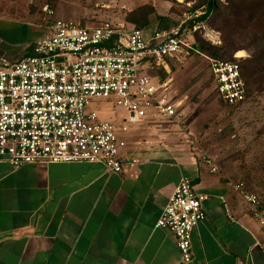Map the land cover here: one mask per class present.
<instances>
[{"label":"built area","instance_id":"2783aa9c","mask_svg":"<svg viewBox=\"0 0 264 264\" xmlns=\"http://www.w3.org/2000/svg\"><path fill=\"white\" fill-rule=\"evenodd\" d=\"M44 11L51 14L47 7ZM185 22L169 31L155 28L146 36L110 22L79 27L56 20L34 42L32 54L12 64L0 61V162L15 170L38 164L99 165L106 176L139 166L125 135L131 127L177 125L184 115L182 103L169 95L168 79L152 73L168 72V61L182 54L206 59L226 109L243 105L246 85L239 65L198 53L181 33ZM230 186L264 230L257 197L241 182ZM203 199L191 179L182 176L154 225L171 233L182 264L192 261L191 237L205 220Z\"/></svg>","mask_w":264,"mask_h":264},{"label":"crops","instance_id":"0c3cea01","mask_svg":"<svg viewBox=\"0 0 264 264\" xmlns=\"http://www.w3.org/2000/svg\"><path fill=\"white\" fill-rule=\"evenodd\" d=\"M38 32L0 14V61L32 54ZM152 134L132 148L140 165L119 175L90 164L0 162V264H182L171 233L154 229L182 176L204 197L188 264H264V230L232 181L149 147Z\"/></svg>","mask_w":264,"mask_h":264},{"label":"rangeland","instance_id":"374dc122","mask_svg":"<svg viewBox=\"0 0 264 264\" xmlns=\"http://www.w3.org/2000/svg\"><path fill=\"white\" fill-rule=\"evenodd\" d=\"M205 11V0H0V14L28 22L40 36H46L56 20L79 27L110 22L139 28L146 36L155 28L169 31L186 21L181 33L207 57L239 59L246 101L232 110L220 104L206 59L182 54L168 61L169 71H158V77L168 79L169 95L181 101L184 115L177 125L135 127L129 130L127 143L134 149L142 135L153 133L155 142L149 147L166 146L183 161L216 168L225 179L243 183L264 211V0H218V6L200 20ZM238 52L244 56L237 58ZM261 54L262 62L255 65ZM253 65L260 73L250 77Z\"/></svg>","mask_w":264,"mask_h":264},{"label":"trees","instance_id":"16d2710c","mask_svg":"<svg viewBox=\"0 0 264 264\" xmlns=\"http://www.w3.org/2000/svg\"><path fill=\"white\" fill-rule=\"evenodd\" d=\"M218 6V0H205V8H206V11H205V14L202 16V17H200V20H205L207 17H208V15L216 8ZM134 28V27H133ZM136 29H139V28H136ZM139 30H141V29H139ZM160 30H161V28H160ZM162 30H164V29H162ZM193 46H194V49H196L197 51H198V53H200V54H202V55H204L205 57H207L204 53H202V50L198 47V46H196L194 43H193ZM209 58V57H208ZM212 59V58H211ZM262 60H263V55L261 54V55H259L258 57H257V61L255 62V65L256 64H258L259 62H262ZM229 62H235V63H237L238 65H239V68H240V72H241V76H242V78H243V80H245L244 79V75H243V73H242V71H241V67H240V60L239 59H235V60H233V61H229ZM254 63V62H253ZM159 72H161L162 74L164 73V71L162 70V69H160L159 70ZM249 72H250V77L251 76H256V75H258L259 73H260V70L255 66L254 67V65L251 67V69L249 70ZM155 74H157L158 75V71H156V73H152V75H155ZM161 80V79H160ZM161 81H163V80H161ZM245 82V81H244ZM246 92H247V88H246ZM220 104H222L221 102H220ZM225 108V107H224Z\"/></svg>","mask_w":264,"mask_h":264},{"label":"bare ground","instance_id":"6f19581e","mask_svg":"<svg viewBox=\"0 0 264 264\" xmlns=\"http://www.w3.org/2000/svg\"><path fill=\"white\" fill-rule=\"evenodd\" d=\"M243 56H244L243 52H238L236 55L237 58H242Z\"/></svg>","mask_w":264,"mask_h":264}]
</instances>
